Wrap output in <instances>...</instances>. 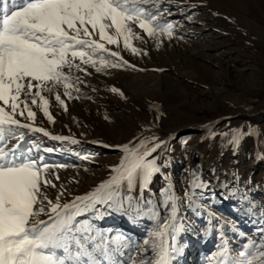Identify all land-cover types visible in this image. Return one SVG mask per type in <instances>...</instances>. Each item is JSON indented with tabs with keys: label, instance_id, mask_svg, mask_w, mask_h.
<instances>
[{
	"label": "rangeland",
	"instance_id": "1",
	"mask_svg": "<svg viewBox=\"0 0 264 264\" xmlns=\"http://www.w3.org/2000/svg\"><path fill=\"white\" fill-rule=\"evenodd\" d=\"M144 7L156 14L157 23L173 25L170 36L149 37L131 24L139 37L130 41L137 53L120 38L106 44L119 52L124 62L119 67L65 68L70 95L63 84L42 92L51 120L39 98L33 105L27 97L33 126L49 135L18 131L33 155L63 165L48 172L56 187L41 185L53 201L63 191L61 203L109 179L124 155L122 146L155 137L160 147L149 159H156L160 171L143 192L137 185L131 195L143 209L155 205L166 216L161 193L170 187L178 198L177 223L184 226L177 237L182 251L172 264H209L221 224L233 248L259 239L264 228V0H153ZM26 116L15 118L29 123ZM16 143L11 140L9 147ZM194 180L204 186L193 188ZM185 193L198 207L190 206ZM101 211L103 217L92 222L110 235L123 233L132 243L119 259L125 264H131L129 255L139 259L154 222L142 216L133 223L134 211ZM210 219L215 227L205 237Z\"/></svg>",
	"mask_w": 264,
	"mask_h": 264
},
{
	"label": "snow or ice",
	"instance_id": "2",
	"mask_svg": "<svg viewBox=\"0 0 264 264\" xmlns=\"http://www.w3.org/2000/svg\"><path fill=\"white\" fill-rule=\"evenodd\" d=\"M152 2L0 0V102L4 105L0 106V264H125L119 257L132 243L123 233L110 235L92 222L103 217L105 212L101 209L126 215L134 211L133 223L142 216L154 222L143 241L139 259L129 255L131 264H172L182 251L177 237L184 226L177 223L178 198L171 188L161 193L160 204L168 208L166 216H161L155 205L143 209L140 201L131 195L137 185L143 192L153 175L160 171L156 159H149L160 147L155 137L139 140L131 147L122 146L124 155L111 169L109 179L90 192L61 203L63 191L53 201L41 185L56 187L48 172L63 165H51L43 157L33 155L31 148L24 147V134L18 131L27 128L49 135L33 126L35 113L27 97H32L33 105L39 98V107L51 120L48 101L42 92H51L57 84H63L65 94L70 95V78L65 68L70 72L72 68L83 71L84 64L92 67L99 64L97 71L119 67L124 63L119 52L109 51L106 44H117L120 38L126 49L137 53L130 41L139 37L133 33L131 24H136L149 37L158 32L170 36L173 25L157 23L156 14L144 7ZM105 53L116 60H108ZM77 60L79 64L75 63ZM56 100L63 103L58 95ZM25 112L29 123L15 118L24 117ZM11 140L17 143L9 147ZM192 186L204 185L194 180ZM185 196L190 206H194L192 196L188 193ZM40 216L47 219L41 220ZM209 224L205 237L215 227L211 219ZM218 231L220 243L208 257L209 264H264V228L259 230V239L249 238L236 248L226 237L228 229L223 224ZM231 231L237 229L233 227ZM239 236L243 238L245 234L241 232Z\"/></svg>",
	"mask_w": 264,
	"mask_h": 264
}]
</instances>
